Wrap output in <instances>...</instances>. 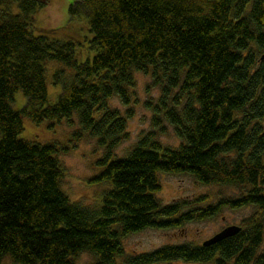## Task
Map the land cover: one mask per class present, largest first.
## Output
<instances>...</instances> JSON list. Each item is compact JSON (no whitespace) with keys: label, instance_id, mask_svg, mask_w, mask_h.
<instances>
[{"label":"trees","instance_id":"trees-1","mask_svg":"<svg viewBox=\"0 0 264 264\" xmlns=\"http://www.w3.org/2000/svg\"><path fill=\"white\" fill-rule=\"evenodd\" d=\"M45 0H0V264H264V0H73L84 16L91 59L76 42L34 33ZM49 32V30H48ZM48 62L61 65L49 80ZM135 71L160 87L155 126L167 120L181 142L164 145L155 130L124 157H112L126 137L132 109L122 114ZM49 81L60 86L50 102ZM22 91L26 102L13 107ZM34 122L77 116L76 140L96 138L104 155L94 182H108L99 204L71 200L61 186L55 142L19 137L23 117ZM160 173H188L204 185L233 186L217 203L200 196L164 204ZM254 206L240 231L204 245L186 242L129 253L123 242L147 228L178 227L212 218L224 207Z\"/></svg>","mask_w":264,"mask_h":264},{"label":"rangeland","instance_id":"rangeland-1","mask_svg":"<svg viewBox=\"0 0 264 264\" xmlns=\"http://www.w3.org/2000/svg\"><path fill=\"white\" fill-rule=\"evenodd\" d=\"M73 0H45L46 4L35 13L36 27L34 33H44L52 37L71 39L76 42V57L79 61L91 59L96 52L92 48V33L89 30L87 19L84 16L71 18L69 5ZM49 30V32H48ZM48 74L50 75L59 67L56 62H48ZM135 85L130 89V99L124 103L118 96L110 98L112 107H117L122 114L128 109L132 113L128 118L126 137L116 148L114 157H124L137 143L140 137L147 132L155 130L164 145L177 146L181 140L176 135L174 127L167 120H162V128L155 126L154 105L158 102L161 90L153 83L149 73L135 71ZM60 86L49 81L51 92L50 102L58 98ZM13 107L21 109L26 102L22 91L14 95ZM79 128L77 116H73L70 123L67 118L61 120H43L34 122L31 118L23 117V130L19 137L40 142H55L58 147L64 148L58 153V158L63 166V178L61 186L71 200L84 205L95 206L99 204L105 191L112 187L108 182H94L93 176L103 166L97 162L103 157L104 151L97 145L96 138L84 134L80 140H76L73 131ZM161 187L157 195L164 204L175 201L190 202L200 196H205L207 202L217 203L221 198L238 196L239 190L233 186L204 185L198 183L188 173H160ZM256 207L248 206L240 209L224 207L218 215L203 220H192L178 227L171 228H147L143 231L130 234L124 239L123 245L129 253H141L154 250L163 245H176L186 242L202 244L216 233L229 225H240L241 221L253 214ZM95 258L89 252H82L75 264H94ZM2 264H14L10 256L2 259ZM162 264H185L182 260H174Z\"/></svg>","mask_w":264,"mask_h":264},{"label":"water","instance_id":"water-1","mask_svg":"<svg viewBox=\"0 0 264 264\" xmlns=\"http://www.w3.org/2000/svg\"><path fill=\"white\" fill-rule=\"evenodd\" d=\"M240 229H241L240 225H229V226H226L221 231L216 233L214 236H212L211 238L205 240L203 242V244L204 245H210V244L216 243V242L220 241L221 239H223V238H225L227 236H231L233 234H236L238 231H240Z\"/></svg>","mask_w":264,"mask_h":264}]
</instances>
